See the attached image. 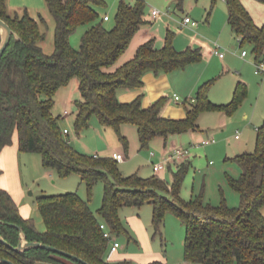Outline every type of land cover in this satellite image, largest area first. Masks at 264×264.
<instances>
[{"label":"trees","instance_id":"16d2710c","mask_svg":"<svg viewBox=\"0 0 264 264\" xmlns=\"http://www.w3.org/2000/svg\"><path fill=\"white\" fill-rule=\"evenodd\" d=\"M7 0H0V18L15 32L0 59V153L18 137L19 151L39 153L45 167L60 176L76 173L90 194L99 182L104 183L102 207L94 212L89 201L76 192L43 195L38 206L45 230L40 231L33 218L21 214L11 193L0 186V235L13 247L20 241L21 226L29 241H39L76 254L90 264H132L130 259L108 260L111 242L101 224L105 222L118 237L129 232L122 224L123 206H153L155 233L161 231L167 210L178 215L185 228V261L192 264H264V121L257 128L254 152L241 153L234 160L241 167L239 178H229L240 196V205L226 202L212 205L202 198L186 200L181 191L192 167L186 158L169 164L171 180L155 174L124 176L112 157L88 155L71 145L61 125L62 117L54 107L57 91L73 79L79 83L80 98L75 101L77 133L90 125L96 116L105 126L119 133L125 150L128 140L120 133L121 125L137 127L141 147L161 136L169 137L199 129L198 119L207 109L235 112L248 96L247 84L239 81L232 101L218 106L209 98L214 80L198 87L194 101L185 105L184 119L165 117L169 100L163 96L144 108V92L135 100L123 103L120 89H144L147 72L159 74L185 67L203 57L201 48L180 51L174 45L175 33L168 30L164 46L158 49L155 38L143 42L135 55L121 65L133 39L153 23L146 17V1L121 0L112 28L100 12L106 0H46L56 22L55 50L46 54L42 47L46 36L37 19L27 12L12 17ZM218 0H212V8ZM264 1V0H260ZM228 21L240 44H252L256 64L264 62V25H258L241 0H225ZM108 21V20H107ZM87 26L81 45L75 48L70 37ZM1 174V170H0ZM15 264H80L45 249L17 252L0 240V259ZM149 264H161L152 262Z\"/></svg>","mask_w":264,"mask_h":264},{"label":"rangeland","instance_id":"374dc122","mask_svg":"<svg viewBox=\"0 0 264 264\" xmlns=\"http://www.w3.org/2000/svg\"><path fill=\"white\" fill-rule=\"evenodd\" d=\"M106 1L107 7L100 12L102 15H109L110 20L106 21L105 25L112 28L121 0ZM125 1L136 2V0ZM145 1L146 17L153 21L155 33L165 35L167 30L173 31L176 34L174 44L177 49L186 50L191 38L194 37L199 42H204L213 51L218 49L225 54L224 59H221L213 52L185 67L163 72L173 77V82L165 92L169 100L167 106L174 104L178 111H185V105L191 103L196 94L186 89L185 80L191 78L193 74H201L206 70L212 73V79H214L209 91V98L214 104L218 106L229 104L234 94L233 87L229 95L226 93L229 84H236L239 80L246 83L248 87V96L243 104L235 112L230 113L218 108L204 110L198 119V125L204 132L197 131L174 138L169 137L167 144L163 137L158 136L150 142L148 148L141 147L137 127L124 123L121 125L120 133L128 140L126 152L116 129L103 125L96 116L92 117L89 127L79 133L75 128V114L62 118L61 125L69 130L66 136L70 139L73 148L81 153L88 155L98 153L100 156L112 157L114 150L123 151L126 157L118 161V166L124 176L138 174L144 178L151 177L156 174L154 165L160 164L167 157L166 153L178 147L188 149L192 167L185 179L181 191L182 197L186 200L202 198L215 206L226 202L231 207H238L240 196L229 182V178L237 179L241 175V167L234 158L244 152H254L258 124L264 120V71L256 72L257 64L252 52V44H240L232 34L230 35L229 30L225 38L220 35L222 26L228 25V16L226 9L223 7L219 9L222 4L219 0L210 16L211 0ZM6 3L10 16H23L27 12L39 21L40 28L46 36L42 47L46 54H52L55 50L56 22L46 0H7ZM206 4L208 7L205 6ZM153 9L161 12L156 19L150 17ZM186 15L198 21L199 26L192 29L190 26L183 25ZM213 16H215V22H208V17ZM86 29L87 26L81 27L70 37L73 47H80L81 37ZM243 50L248 52L247 56L242 55ZM176 95L180 98L178 102L175 101ZM54 110L56 115H65L63 107H54ZM237 135L239 139L236 138ZM202 139L213 141L208 145H199ZM160 175L167 181L171 180L168 167L161 171ZM5 177L6 186L9 187L7 190L17 203L20 202L21 205H18L22 211L33 218L40 231L45 230L44 219L37 202L40 196L76 192L84 200L89 201L94 212H97L103 204L104 183L102 181L95 185L90 194L87 185L78 174L60 176L55 170L43 165L39 153L21 152L18 172L13 173L8 170ZM119 216L131 238L126 233L118 235L122 248L114 254V257L124 253L132 264L152 262L192 264L186 262L184 256L186 228L181 218L171 210L166 211L158 234L155 233L153 226L151 204L141 207L123 206L119 210ZM68 261L74 262L71 259Z\"/></svg>","mask_w":264,"mask_h":264},{"label":"crops","instance_id":"0c3cea01","mask_svg":"<svg viewBox=\"0 0 264 264\" xmlns=\"http://www.w3.org/2000/svg\"><path fill=\"white\" fill-rule=\"evenodd\" d=\"M219 1H221L222 4H223V5L222 4L220 5L219 9H222V7L224 9H226L227 16H228V9H227V5H226L225 0H219ZM241 1H242L243 5L246 7V9L253 16L255 22L258 25H260V26L264 25V1H260V0H241ZM205 3H206V1H205ZM205 6L208 7L207 4ZM215 6L212 8V0H211V9H210L209 16L212 14L213 10L215 9ZM105 15H103V16H105ZM193 21H195V20H193ZM207 21L210 22V23H214L215 22V16L208 17ZM195 22H197L198 25L197 26H192L191 23L190 24H185L184 23V19H183V25L190 26V28H192V29H194V28H196V27L199 26V22L198 21H195ZM228 30L230 32V35L232 34V36H234V38L237 39V37L235 36V34H234V32H233V30L231 28V25H230L229 21H228V25L225 24V25L222 26V28L220 30V35H222L223 37L226 36V32ZM167 32H168V30H167ZM167 32H166L165 35H162V34H158L157 35V33H155V30L153 29V25L152 24L146 26L133 39L130 48L124 54V56L121 58V60L119 61V64L118 65H121L124 62L130 60L135 55L137 48L143 42L149 40L150 38H155V46L157 48H162L164 46L165 37L167 35ZM175 36H176V34H175ZM175 41L177 43V40H175ZM189 43L190 44H189L188 48L189 47H192V48H201V50L204 49V51L202 50L203 56H206L207 57V56L213 54V52L215 53V49L213 51L204 42H199V40L196 39V38L194 39V37L191 38V41ZM224 57L223 58L220 57V58L221 59H224ZM207 69H208V67H207ZM211 75H212V73H210L208 70L204 71V73L202 72L201 74H199V73L197 75L193 74L191 78H188V79L185 80L186 89L190 93L197 92L198 87L201 84H203L204 82L210 81V80H214V79H212L213 75L212 76ZM143 79H144V82H145V88L144 89H120L118 91L119 100L121 102H123V103L131 102V101L135 100L140 94H142L144 92V96L142 98V104H143V107L144 108H147L153 102H155L159 98L165 96V92L167 91V88L173 82L172 75H169V74L163 73V72H161L159 74H155L154 72H151V71L150 72H147L144 75V78ZM239 81H241V80H239ZM239 81H237L236 84H232V85L229 84L230 86H229V88H228V90L226 92L228 95L230 93V90L232 89L231 87H233L232 91L233 90L235 91V88H236L237 83ZM212 86H213V84H212ZM78 87H79V83H78V80L76 78L73 79L69 85H66V86L61 87L57 91L56 96H55V100H56L55 107H58V106L63 107L64 114H65V111H68V115L69 114H75V116H76L75 101L80 98L79 88ZM192 99H194V98H192ZM176 102H178V101H176ZM164 115H165V117H168V118H171V119H184L186 117V109H185V111H183V110H179L178 111V109L176 108V106L174 104L173 105H169L165 109ZM66 116L67 115L65 114V115H63L61 117L62 118H65ZM263 121L260 124H258V127L263 123ZM197 131L198 132L199 131L204 132L199 127V129L196 130V131H194V132L188 131L186 133H195ZM186 133H183V134H186ZM183 134L173 135L171 137L174 138V137L182 136ZM239 138L240 137H238L237 139H239ZM202 140H204V139H202ZM124 151L126 152L125 149H124ZM114 152L123 153V151L114 150L112 152V155H113ZM94 155H99V154L98 153H95ZM20 156H21V152L19 151L18 137L16 135L14 137L13 145H9V146L5 147L2 150V152L0 153V170H1V174H0V186L2 188L6 189V190L9 189V187L6 186L7 185V180L5 179L6 178L5 177L6 172L8 170L11 171V172H13V173L14 172L15 173L18 172V170H19V160H20ZM188 158L190 159V157H188ZM156 174L160 175L159 172H156ZM18 204L21 205L20 202ZM20 211H21V214L24 217H28V214L24 213L22 211V208L21 207H20ZM262 212L264 214L263 209H262ZM116 240L119 241L117 236H116ZM120 244H121V246L112 255H110V251L108 252V255H107V259L108 260L128 259L127 256L124 255V253L119 254L117 257H114V254H116L118 251H120V248H122V243L120 242Z\"/></svg>","mask_w":264,"mask_h":264},{"label":"built area","instance_id":"2783aa9c","mask_svg":"<svg viewBox=\"0 0 264 264\" xmlns=\"http://www.w3.org/2000/svg\"><path fill=\"white\" fill-rule=\"evenodd\" d=\"M161 12L157 9H153L150 13V17H152L153 19H156L160 16ZM104 19L107 21V20H110V17L109 15H105L104 16ZM184 23L185 24H192V26H197L198 23L193 21L189 16H186L184 18ZM215 53L223 58L225 56V54L223 52H219L218 49L215 50ZM242 55L243 56H247L248 55V52L246 50H243L242 52ZM264 71V62H259L257 63V73H261ZM175 100L176 101H180V98L179 96H175ZM194 101V99H192ZM65 114L68 115V111H65ZM64 132L65 133H69V130L68 129H64ZM239 135L236 136V138H238ZM213 140H210V139H204L202 140L201 142H199V145H208L212 142ZM189 150L188 149H185V148H182V147H178V148H174L172 151H170L169 153H166L167 157L164 158V160L160 163V164H157V165H154V171L156 172H161L163 171L166 167L169 166V164L171 163H174V162H179V161H182L186 158L189 157ZM152 155H154L152 153ZM95 156H98V155H95ZM113 158L116 159L117 161H121V160H124L125 159V155L123 153H120V152H114L113 153ZM101 228L103 229L104 231V235L106 238H108L111 242V249H110V255H112L115 251H117V249L121 246L120 242L116 240V236L111 232V230L108 228V226L105 224V222H103L101 224Z\"/></svg>","mask_w":264,"mask_h":264},{"label":"water","instance_id":"95a60500","mask_svg":"<svg viewBox=\"0 0 264 264\" xmlns=\"http://www.w3.org/2000/svg\"><path fill=\"white\" fill-rule=\"evenodd\" d=\"M13 35H15V32L10 27V25L5 20L0 18V59L3 57L5 51L10 45ZM17 228L20 230V241L16 247H13L7 240H5V238L2 235H0V240L5 244H7L8 246L14 248V250L17 252H22L31 249H45L47 251L62 255L80 264H90L89 262L77 256L76 254L62 250L53 245L39 241H29L26 238V234L23 228L21 226H17ZM0 264H15V263L9 259L2 258L0 259Z\"/></svg>","mask_w":264,"mask_h":264}]
</instances>
